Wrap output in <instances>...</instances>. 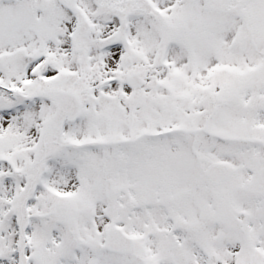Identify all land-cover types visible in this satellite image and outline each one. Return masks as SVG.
Here are the masks:
<instances>
[{"label":"snow or ice","instance_id":"obj_1","mask_svg":"<svg viewBox=\"0 0 264 264\" xmlns=\"http://www.w3.org/2000/svg\"><path fill=\"white\" fill-rule=\"evenodd\" d=\"M0 264H264V0H0Z\"/></svg>","mask_w":264,"mask_h":264}]
</instances>
